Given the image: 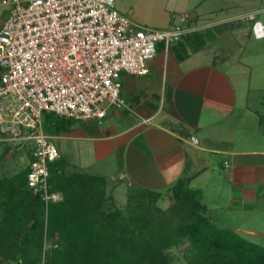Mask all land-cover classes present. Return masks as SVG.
Returning a JSON list of instances; mask_svg holds the SVG:
<instances>
[{
	"label": "crops",
	"instance_id": "0c3cea01",
	"mask_svg": "<svg viewBox=\"0 0 264 264\" xmlns=\"http://www.w3.org/2000/svg\"><path fill=\"white\" fill-rule=\"evenodd\" d=\"M204 15L190 18L195 31L168 52L162 46L146 76H122V110L101 123L73 121L51 136L60 142L56 146L67 172L103 177L107 192L120 184L172 200L171 189L184 181L199 193L218 227L264 242V130L243 129L253 112L248 96L238 95L240 62L234 54L241 38H251V29L247 23L220 33L219 22L200 24ZM242 28L249 32L241 33ZM71 152H87L90 162L74 164ZM104 161L113 169L84 172ZM226 215L233 219L230 228L221 224Z\"/></svg>",
	"mask_w": 264,
	"mask_h": 264
},
{
	"label": "built area",
	"instance_id": "2783aa9c",
	"mask_svg": "<svg viewBox=\"0 0 264 264\" xmlns=\"http://www.w3.org/2000/svg\"><path fill=\"white\" fill-rule=\"evenodd\" d=\"M116 1L0 0L8 8L0 29V141L27 143L28 188L47 204L61 200L49 192V179L62 155L45 131L46 115L101 123L126 106L124 74L146 76L158 44L168 52L195 31L188 16L168 30L141 27ZM244 20L264 39L257 14Z\"/></svg>",
	"mask_w": 264,
	"mask_h": 264
},
{
	"label": "trees",
	"instance_id": "16d2710c",
	"mask_svg": "<svg viewBox=\"0 0 264 264\" xmlns=\"http://www.w3.org/2000/svg\"><path fill=\"white\" fill-rule=\"evenodd\" d=\"M72 122L46 115L45 131L57 135ZM50 171L49 192L62 198L48 204L28 188L29 166L0 178V264H178L169 252L184 241L186 264H264V246L218 227L184 181L171 189L166 210L161 193L129 187L121 211L112 208L105 178L67 172L62 158Z\"/></svg>",
	"mask_w": 264,
	"mask_h": 264
},
{
	"label": "rangeland",
	"instance_id": "374dc122",
	"mask_svg": "<svg viewBox=\"0 0 264 264\" xmlns=\"http://www.w3.org/2000/svg\"><path fill=\"white\" fill-rule=\"evenodd\" d=\"M202 1L205 2L202 3ZM116 5L118 12L132 18L137 25L152 30H168L171 26L181 24L182 16L192 18L197 13L205 14L201 25L213 22H219L218 25H220L234 21L237 24L244 23L242 26L244 27L247 25V21H243V18L254 13L257 14V20L264 24V13L260 12L264 10V0H117ZM7 18L8 8L0 5V23H3ZM248 25L252 36L251 38H241L238 41L239 47L237 46L238 50L241 49L234 53L235 59L240 62L237 64V68H239L236 75L237 90L239 96L244 95V98L248 96L246 103L250 111L253 112V114H248V119L243 123V129L258 134L260 130H264V124L260 123V118L264 116V39L255 40L252 33L253 22H248ZM246 31L248 30H243L241 33ZM162 46L164 45L158 44V51L161 50ZM242 65L245 69L241 67ZM242 111L245 112L244 107ZM258 136L262 137L261 135ZM55 144H60V142L55 141ZM260 144H264V138L260 140ZM27 148V143L0 141V178L12 177L31 164L32 160L28 155ZM71 153L74 164L80 166L90 162L87 152L86 154L82 152V155L79 152ZM109 166L111 165L104 161L101 164H95L84 172L90 174L93 172L104 173L114 167L112 165L109 168ZM68 172L71 171L68 170ZM119 186L120 184L111 186L112 190L110 189L107 194L111 199L112 208L124 211L128 203V190ZM158 203L161 209L166 210L173 201L163 198ZM222 219L221 224L225 227L230 228V225H233V219L230 220V215L223 216ZM261 224L262 222L259 224L257 222L256 225ZM246 226L248 225L246 224ZM253 226L255 225H250V227ZM249 239L264 246V242L260 239ZM49 246L50 244L47 245V247ZM188 247L187 241L178 247H174L169 252L172 259L178 264H186L185 256Z\"/></svg>",
	"mask_w": 264,
	"mask_h": 264
}]
</instances>
